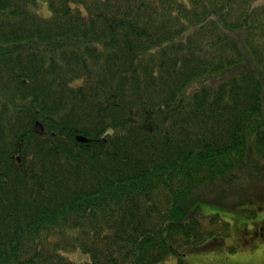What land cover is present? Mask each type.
I'll use <instances>...</instances> for the list:
<instances>
[{"label":"trees","instance_id":"16d2710c","mask_svg":"<svg viewBox=\"0 0 264 264\" xmlns=\"http://www.w3.org/2000/svg\"><path fill=\"white\" fill-rule=\"evenodd\" d=\"M248 143L264 163V0H0V264L223 245L187 211Z\"/></svg>","mask_w":264,"mask_h":264},{"label":"rangeland","instance_id":"374dc122","mask_svg":"<svg viewBox=\"0 0 264 264\" xmlns=\"http://www.w3.org/2000/svg\"><path fill=\"white\" fill-rule=\"evenodd\" d=\"M35 12L43 18L49 16L44 4ZM252 155L248 143L241 176L218 191L197 194L191 201L188 213L195 211L203 224L217 216L229 224V237L211 250L186 254L184 264H264V227H256L264 219V163H255ZM214 228L220 232L218 224ZM254 230L260 235H254ZM160 264H177V259L170 257Z\"/></svg>","mask_w":264,"mask_h":264},{"label":"water","instance_id":"95a60500","mask_svg":"<svg viewBox=\"0 0 264 264\" xmlns=\"http://www.w3.org/2000/svg\"><path fill=\"white\" fill-rule=\"evenodd\" d=\"M77 141L82 142V143L86 142V140L82 138H77Z\"/></svg>","mask_w":264,"mask_h":264}]
</instances>
